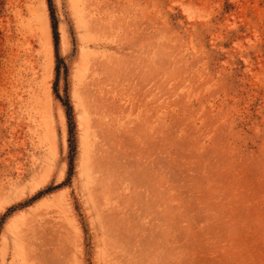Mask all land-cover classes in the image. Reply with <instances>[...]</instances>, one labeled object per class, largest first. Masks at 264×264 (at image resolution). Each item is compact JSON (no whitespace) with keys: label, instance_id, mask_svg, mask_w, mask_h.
Instances as JSON below:
<instances>
[{"label":"rangeland","instance_id":"rangeland-1","mask_svg":"<svg viewBox=\"0 0 264 264\" xmlns=\"http://www.w3.org/2000/svg\"><path fill=\"white\" fill-rule=\"evenodd\" d=\"M51 3L59 62L0 0V264H264V0Z\"/></svg>","mask_w":264,"mask_h":264},{"label":"trees","instance_id":"trees-1","mask_svg":"<svg viewBox=\"0 0 264 264\" xmlns=\"http://www.w3.org/2000/svg\"><path fill=\"white\" fill-rule=\"evenodd\" d=\"M48 2V7H49V14H50V19H51V27H52V33H53V40H54V47L56 51V59L57 62H59L61 59L57 53V44H58V32H57V26H56V19L54 16L53 12V7L51 0H47ZM57 71H58V64H57ZM57 98L60 100L61 104L65 108V114L67 118V124H68V132H69V143H70V151H71V156H70V163H69V170H71V164H72V153H73V118H72V108L71 105L68 101V99H62L58 94L56 95Z\"/></svg>","mask_w":264,"mask_h":264}]
</instances>
